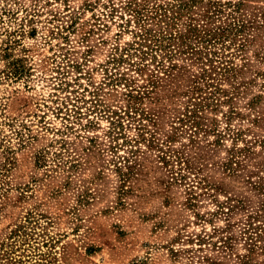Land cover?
<instances>
[{"label": "rangeland", "instance_id": "rangeland-1", "mask_svg": "<svg viewBox=\"0 0 264 264\" xmlns=\"http://www.w3.org/2000/svg\"><path fill=\"white\" fill-rule=\"evenodd\" d=\"M129 1L0 0V264H264V0ZM135 5L246 25L140 70Z\"/></svg>", "mask_w": 264, "mask_h": 264}, {"label": "trees", "instance_id": "trees-1", "mask_svg": "<svg viewBox=\"0 0 264 264\" xmlns=\"http://www.w3.org/2000/svg\"><path fill=\"white\" fill-rule=\"evenodd\" d=\"M133 3L138 5V1L136 0H130L129 4L133 5ZM185 6L192 7L193 4H189L186 2ZM213 4H216L213 9H207L203 16H205L206 21L210 20L215 13H219L221 9L219 8V3L217 1L213 2ZM133 7V11H135V21L139 23L140 27L135 31L136 39L131 42L128 46L122 48L121 50L124 52H121L119 55H115L111 62L117 64L125 60H129V62L132 65H138L139 69L142 70L146 66H148V61L146 60V57L151 55L153 61H157L159 57V51H164L165 48L168 45V42H170L173 39H176L177 37L181 38L183 42L190 48L195 49L197 47V44H202L201 46L208 47L209 45H215L218 43H224L228 37H230L232 34L237 35V31L242 30L244 26L246 25L245 22L241 19L236 20L232 13V16H234L235 23H229L228 25L222 26L217 25L214 27L206 26V23L204 24H197L194 22V18L191 17L193 20L192 22H189L186 27V32L175 34L173 31H167V30H158L155 31L152 28L148 26V20L149 16L144 14V11L140 8ZM160 7H166L163 12H159L160 15H157L158 18H162L164 15L169 16L170 20H176L179 18L180 12L176 11L172 14H168V8L169 3L167 6L160 5ZM213 10V12H210ZM169 22H165V24H168ZM170 24V23H169ZM170 26V25H168ZM167 49V48H166ZM167 54L171 55V52L167 51ZM138 55L140 57V60H134L133 56ZM159 61V60H158ZM163 60H160L158 63V66L162 67ZM164 66V64H163ZM164 68V67H163ZM166 71V70H165ZM160 75L158 74V70H151L149 73V83L151 85H154L157 83L158 78ZM126 80H128L127 77L124 76ZM131 81V80H130ZM149 92V87L144 90H137L134 91L133 88L128 89V96L129 100L135 99V100H141L144 97V94H147ZM132 102V101H131ZM136 106V101L132 102V107ZM139 110V108H136ZM17 234V233H16ZM18 237V234H17ZM12 245L13 243H9ZM5 243L0 244V248L4 246ZM0 252H6V251H0Z\"/></svg>", "mask_w": 264, "mask_h": 264}]
</instances>
